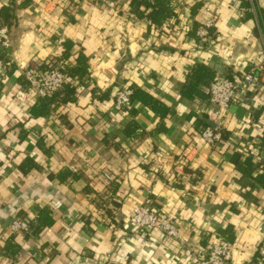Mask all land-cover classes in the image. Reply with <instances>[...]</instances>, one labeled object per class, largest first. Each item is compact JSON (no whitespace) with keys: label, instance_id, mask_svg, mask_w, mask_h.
Wrapping results in <instances>:
<instances>
[{"label":"crops","instance_id":"0c3cea01","mask_svg":"<svg viewBox=\"0 0 264 264\" xmlns=\"http://www.w3.org/2000/svg\"><path fill=\"white\" fill-rule=\"evenodd\" d=\"M12 3L18 24L2 49L14 72L0 82V264H196L222 239L235 264L264 259V0H172L177 20L160 29L131 0H0V9ZM207 7L214 31L198 39L189 32L212 18ZM80 52L89 80L73 81L76 100L45 115L26 69L73 67ZM199 66L237 83L256 71L259 82L215 117L211 81L183 95ZM131 87L154 101L119 108L117 94ZM208 127L222 141H205ZM137 205L168 211L180 237L132 229ZM18 217L30 234L13 233Z\"/></svg>","mask_w":264,"mask_h":264},{"label":"built area","instance_id":"2783aa9c","mask_svg":"<svg viewBox=\"0 0 264 264\" xmlns=\"http://www.w3.org/2000/svg\"><path fill=\"white\" fill-rule=\"evenodd\" d=\"M154 2L155 0H148ZM252 1V0H249ZM207 12L212 14V18L202 25L198 30L200 39H208L210 29L214 28L216 15H213L211 8L207 7ZM10 42L7 27H0V44L8 46ZM8 69L4 62L0 60V82L7 77ZM26 79L30 84L31 90L37 97L49 98L64 88L67 82V76L62 72L58 65L50 69H41L33 67L26 69ZM259 79L256 71L246 73L243 80L237 83L228 78L218 77L209 89V103L215 107V117L221 116L226 111L232 101L238 96V90L241 87L257 85ZM132 90L126 88L117 94L116 103L119 108L130 109L132 107ZM201 136L210 145H214L223 139L222 131L219 128H206ZM110 179V177H108ZM129 225L132 229L140 231H150L153 229L161 230L167 237L175 239L180 237V232L176 218L166 210H159L149 206L137 205L129 216ZM13 233H31L30 223L22 218H15L11 224ZM196 264H235L233 259V246L225 239L217 243L209 244L202 249L194 258ZM252 264H264L263 258H258Z\"/></svg>","mask_w":264,"mask_h":264},{"label":"trees","instance_id":"16d2710c","mask_svg":"<svg viewBox=\"0 0 264 264\" xmlns=\"http://www.w3.org/2000/svg\"><path fill=\"white\" fill-rule=\"evenodd\" d=\"M28 1L30 0H23V3L21 4L20 7H27ZM171 1L172 0H155L152 3L148 0H131L130 4L132 6L133 13L138 17H144V12L142 8H146L149 11V13L145 15L149 19V22H150L149 29L150 28L160 29L169 20H177L178 16H177L176 11L171 7ZM200 6L201 4L199 3L196 4L194 6L193 13H196L197 9H199ZM16 10L17 9L14 3H12L11 6L3 7L0 9V27H7L8 32H11L18 24ZM201 26L202 25L199 26L198 24H194V27L192 31L190 30L189 34H191L192 36H197L198 39H200L197 33ZM209 31H210L209 33L212 34L214 30L212 28ZM210 36L211 35H209V37ZM64 44H65V52L63 54V57L68 58L70 57V54H71L72 49L74 48V45L73 43H70L69 41L64 42ZM2 48L3 46L2 44H0V60L4 62L7 69L10 68V71L8 70V72L13 73L14 66ZM56 65H57V61L52 60L49 63H44L43 65L40 66V68L46 70ZM61 70L62 72L66 74L67 79H68L66 84L64 85V88L52 97H49V98L38 97L37 98L38 100L37 103H39L38 107L39 108L43 107V109L45 110V113H44L45 115L49 112V108L51 105H54L55 107H57V105L59 106L62 104H67L69 102H74L76 100L77 87L74 85L73 81L80 80L79 83L83 85V82L86 80H89L90 78L88 58L83 54V52L79 53L77 57V64L75 66L65 68V69L63 68ZM216 79L217 77L214 76V73H212L209 68L205 66H199L192 73L189 86L183 91L184 97L193 98L195 95V90L197 86H199L202 83L206 84L209 81H211L210 83V87H211V84ZM130 89L132 90V96H131L132 103L134 99H139L147 105H151V103L154 101L150 95H148L141 89H138V88L134 89L132 87ZM208 94L210 97V92H208ZM33 113H36L34 109H33ZM39 219L42 225H46L49 223L45 221L44 216L43 217L40 216Z\"/></svg>","mask_w":264,"mask_h":264}]
</instances>
